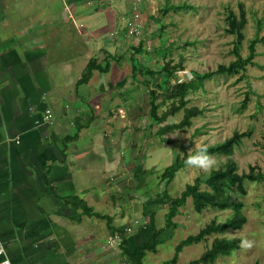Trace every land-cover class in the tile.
<instances>
[{
	"label": "crops",
	"instance_id": "crops-1",
	"mask_svg": "<svg viewBox=\"0 0 264 264\" xmlns=\"http://www.w3.org/2000/svg\"><path fill=\"white\" fill-rule=\"evenodd\" d=\"M115 33L111 35L124 37L126 31ZM111 56L104 48V0H0V243L14 264H84L77 253L103 229L93 218L106 222L110 240L128 226L119 221L144 213L145 207L151 211L143 214L138 235L128 237V250L151 244L161 230L158 254L191 202L179 209L175 228H166L171 201L186 185L178 187L174 180L166 185L161 182L166 169L147 165L170 158L173 154L159 148L173 139L164 133L167 123L151 127L143 111L125 108L134 85L126 83L117 96L107 95L126 80H111L124 68L122 56L114 57L118 64L108 62ZM88 66L96 69L89 81L81 82ZM132 97L137 101L141 96ZM46 110L53 114L49 124L44 123ZM125 143L135 150L137 162L139 145L147 147L138 166L123 162L120 148ZM120 169V179L133 176L137 185L117 180L115 194L105 188L113 178L104 174ZM153 177H159L156 197L147 182ZM175 186L179 194L173 196ZM125 189L132 192L125 195ZM154 207L164 214L161 228L156 227ZM105 208L111 212L106 219L100 213ZM91 210L101 217L89 215ZM106 250L103 263L115 264L119 252Z\"/></svg>",
	"mask_w": 264,
	"mask_h": 264
},
{
	"label": "rangeland",
	"instance_id": "rangeland-1",
	"mask_svg": "<svg viewBox=\"0 0 264 264\" xmlns=\"http://www.w3.org/2000/svg\"><path fill=\"white\" fill-rule=\"evenodd\" d=\"M239 4L244 5L248 19V24L243 31L245 40L241 49V55L247 57L249 43L258 34V21L262 23L259 35L260 37L264 36V0H104V48L112 54V58L108 62L110 61L112 64V60H115L118 64V59L116 60L114 57L122 56L123 60H120V64L123 63L124 67L123 72H119L120 75H116L111 80H116L118 83L125 77L128 85L135 86L133 95L127 93L131 97L126 94L130 100L128 104L123 102L122 98L120 99L125 108H131V111L138 113L143 111L141 113L143 117L146 116L148 121L150 120V97L145 81L153 83L152 88L156 86L155 84L164 87L167 76L162 69L168 61L178 64L181 59L184 60V70L177 72L180 82L195 80L193 73H214L220 65H229L235 61L236 57L232 54L235 37L226 32L225 19L226 10L231 8L238 13ZM168 6L181 8H176L168 13L164 12ZM185 6L189 8L187 9ZM162 27L165 29L162 30ZM119 29L126 31V34H123L124 37H120L121 34L111 35ZM118 37L123 39L120 40ZM110 41L116 50L110 49L108 46ZM117 42L119 43L117 44ZM254 62L256 66H248L245 71L235 76L217 74L205 82H200L202 86L188 97L191 101L188 107L202 109L204 114L194 118L191 128L173 131L171 133L173 144L162 145L159 148L162 153L166 151L173 154L170 158L165 159L162 163H149L147 167L154 169L157 165V170L162 171L166 169L168 161L172 163V159L177 155L182 159L184 153H188V149L195 144L206 142L210 147L231 138L234 132H251V135L244 138L241 144L235 148L233 159L238 164L240 174L249 173L251 168L264 174V43L257 46ZM132 65L137 66L136 77L132 76ZM140 71L142 72L140 73ZM147 71L154 74L150 76L144 74ZM124 86L125 84L120 85L118 90L107 92V95L114 93L113 96H117ZM246 94H250V100L247 107L241 111ZM132 96L141 97L135 101ZM171 103L161 107L158 114L166 111ZM183 114L184 111H181L177 115L169 117L165 123L168 125L178 124L183 119ZM144 127L141 126V128ZM147 133L143 131V134ZM157 140L162 141L160 137ZM139 147L140 158L137 159L140 162H137L132 158L135 150L127 148L125 143L120 148L125 157L123 162L131 161L133 165L138 166L143 161L142 154H145V150H147L144 144H140ZM216 156L219 159V165L227 160L225 156ZM122 173L121 169L107 171L104 175L107 180L113 178V181L110 182L111 187L104 184L105 188H110L116 194V183L120 180L123 181L122 184H126L128 181L133 187L137 185V180L133 176L120 179ZM208 174L187 166L176 174L172 184H176L178 187L187 186L193 184L198 177L204 179ZM158 179L153 177L147 181L150 187L154 188V192H149L154 197L159 192L155 186ZM245 185L247 194L241 196V199L245 204L243 212L247 217V223L241 230L226 231L224 237L229 239L247 238L254 241V247L250 250L240 249L231 257L218 259L215 264H255L256 262L264 264V181L260 183L247 182ZM131 192L132 190L125 189V195ZM171 194L173 196L179 194L176 186L174 191L171 190ZM122 196L125 197L123 194ZM192 203V200L189 201L187 208L183 209L182 217L176 222L177 230L173 237L159 247L158 254L149 253L143 264H164L170 261L175 255L176 246L181 241L198 234L212 220L224 222L232 214L231 210H208L197 213L193 210L194 208L192 209ZM139 205H143L142 202ZM147 208L149 209V207ZM154 209L156 211V227L161 228L165 225L164 214L155 207ZM100 213L111 214L109 208H105ZM143 214V211L132 214L127 221H119L118 224L133 226L136 220L142 223ZM93 221L103 224V229L100 236L91 241L88 247L80 249L84 252L77 253L78 260L85 259L84 264H106L103 263V260L108 256L106 249L110 248L113 250L110 253L119 252L120 254V256L118 254L115 264L127 263L128 261L120 253V247L115 249L109 246L106 222L95 218L92 219ZM98 229L100 226L96 228V230ZM136 235H138L137 231L131 234L132 237ZM214 237L216 235L200 244L185 247L179 254L177 264H188L198 259L210 246ZM94 256L96 257L92 259L91 257Z\"/></svg>",
	"mask_w": 264,
	"mask_h": 264
},
{
	"label": "trees",
	"instance_id": "trees-1",
	"mask_svg": "<svg viewBox=\"0 0 264 264\" xmlns=\"http://www.w3.org/2000/svg\"><path fill=\"white\" fill-rule=\"evenodd\" d=\"M176 8L178 9L181 7L168 6L165 8L164 12L168 13ZM185 8L188 9L189 7L185 6ZM226 13V32L235 37V46L232 50V54L236 57L235 61H232L229 65H220L214 73L198 74L195 80L192 79L188 82H180L177 75L178 71L184 70V60L181 59L178 64H174L173 61H168L162 69L163 73L167 76L164 82V87L160 84H155L156 86L152 88L153 83H150L148 80L145 81L150 97L151 127L162 124L166 122L169 117H173L179 112L184 111L183 119L178 124L165 126L164 133L168 134L175 130L191 128L193 126L194 118L204 114V110L202 109L188 107L191 102L188 97L191 93L198 91L202 86L200 85V82H205L207 79H210L217 74L221 76H235L240 74V72L245 71L248 66H256V63L254 62V59L256 58V48L259 44L264 43V36L260 37L259 35L262 25L261 21H258V34L249 43V55L243 57L241 55L242 43L245 40L243 31L248 24L245 7L243 4H239L238 13L234 12L231 8H228ZM161 29L164 30L165 27H162ZM95 69V66L93 68L92 66H88L81 82L89 81ZM141 72L142 71H140V73ZM137 73V66L133 65V77H136ZM144 74L150 76L154 73L147 71ZM126 83L127 81L124 80L119 83V86ZM249 100L250 94H246L241 111L247 107ZM170 102L172 103L169 105L168 109L159 115V109ZM250 135L251 132H234V135L231 138L226 139L222 143L208 147L211 154L225 156L227 160L224 163H221L218 166V169L210 172L204 179L198 177L193 184L187 185L182 191L180 197L171 201L169 212L166 215V228H175L176 224L173 219L178 215L179 209L186 206L189 199L192 200V206L197 213H202L208 210H231V216L224 222H218L214 219L201 229L198 234L189 236L181 241L176 246L174 257L164 264H177L179 254L185 247L200 244L203 241H207V239L213 235H216V237H214L207 250L198 259L191 261L188 264H215L218 259L231 257L236 251L241 249L239 247L241 238L229 239L224 237V234L230 229L241 230L247 223V217L243 212L245 204L241 199V196L247 194L245 184L247 182L260 183L264 181V174L261 173V171H256L254 168H251L249 173L240 174L238 171V164L233 159L235 148L241 144L244 138L249 137ZM187 155L188 153L185 152L182 159L177 155L175 162L166 168L163 173L161 182H165L166 185L171 184L176 177V174L187 167L185 163ZM203 186L205 188H202ZM148 210L149 209L145 207L144 215L149 214ZM88 214L101 217V215L93 213V210L88 211ZM104 218L106 219L107 217L104 215ZM162 232L163 231L161 230L157 231L151 244L145 243L137 247L133 252L128 250L129 236L124 237L120 248L121 254L128 261L127 264H143L149 253H156L157 248L161 243L160 236ZM255 264H259V262H256Z\"/></svg>",
	"mask_w": 264,
	"mask_h": 264
},
{
	"label": "clouds",
	"instance_id": "clouds-1",
	"mask_svg": "<svg viewBox=\"0 0 264 264\" xmlns=\"http://www.w3.org/2000/svg\"><path fill=\"white\" fill-rule=\"evenodd\" d=\"M44 119L45 121L51 119L50 112L44 116ZM185 163L189 168L199 170L203 173H210L213 170L218 169L219 159L216 155L209 152L208 144L206 142H202L195 144L188 149V155ZM239 247L241 249L250 250L254 247V241L247 238L241 239ZM0 254L6 255L2 243H0ZM4 264H11L10 259L6 258Z\"/></svg>",
	"mask_w": 264,
	"mask_h": 264
},
{
	"label": "built area",
	"instance_id": "built-area-1",
	"mask_svg": "<svg viewBox=\"0 0 264 264\" xmlns=\"http://www.w3.org/2000/svg\"><path fill=\"white\" fill-rule=\"evenodd\" d=\"M49 112L51 114V119L48 121H45V119H44V123H47V124L51 123L53 120V114H52L51 110H46L45 115L48 114ZM142 228H143L142 223H140L139 221H135L133 226H126L125 228L115 232L109 240V246L111 248H115V249L119 248L124 237L130 236L135 231H138V229H142ZM4 249H5V247H4ZM5 253H6V249H5ZM0 256L3 257V260L0 262V264H4V261L7 257L5 254H0ZM11 264H14V263L11 262ZM123 264H127V263H123Z\"/></svg>",
	"mask_w": 264,
	"mask_h": 264
},
{
	"label": "water",
	"instance_id": "water-1",
	"mask_svg": "<svg viewBox=\"0 0 264 264\" xmlns=\"http://www.w3.org/2000/svg\"><path fill=\"white\" fill-rule=\"evenodd\" d=\"M198 74L193 73V78H197Z\"/></svg>",
	"mask_w": 264,
	"mask_h": 264
}]
</instances>
